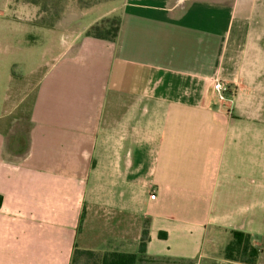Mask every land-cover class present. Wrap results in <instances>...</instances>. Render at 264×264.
Here are the masks:
<instances>
[{
	"label": "crops",
	"instance_id": "0c3cea01",
	"mask_svg": "<svg viewBox=\"0 0 264 264\" xmlns=\"http://www.w3.org/2000/svg\"><path fill=\"white\" fill-rule=\"evenodd\" d=\"M105 2L55 30L23 154L0 123V264L135 253L143 232L153 257L243 264L219 252L231 230L264 264V0H109L77 17ZM112 16L115 39L85 34Z\"/></svg>",
	"mask_w": 264,
	"mask_h": 264
},
{
	"label": "rangeland",
	"instance_id": "374dc122",
	"mask_svg": "<svg viewBox=\"0 0 264 264\" xmlns=\"http://www.w3.org/2000/svg\"><path fill=\"white\" fill-rule=\"evenodd\" d=\"M103 1L109 0H0V123L8 151H25L37 82L61 48L57 32L69 22L73 25L70 12L75 11L77 23L85 24L107 11L110 2L77 17L84 7ZM188 242L198 245L199 237L189 236Z\"/></svg>",
	"mask_w": 264,
	"mask_h": 264
},
{
	"label": "trees",
	"instance_id": "16d2710c",
	"mask_svg": "<svg viewBox=\"0 0 264 264\" xmlns=\"http://www.w3.org/2000/svg\"><path fill=\"white\" fill-rule=\"evenodd\" d=\"M118 28L119 19L117 17H106L99 23L89 26L85 34L95 38L113 40L117 35ZM147 239L146 232H143L138 251L135 253L120 251L100 252L75 248L69 264H180L179 262L170 261L168 258L153 257L145 254ZM220 251L224 259L243 264H254L261 249L252 243L248 233L231 230L229 240ZM181 264L185 263L181 261ZM188 264H192V262L188 260Z\"/></svg>",
	"mask_w": 264,
	"mask_h": 264
},
{
	"label": "built area",
	"instance_id": "2783aa9c",
	"mask_svg": "<svg viewBox=\"0 0 264 264\" xmlns=\"http://www.w3.org/2000/svg\"><path fill=\"white\" fill-rule=\"evenodd\" d=\"M213 88H214V90L218 93L219 98L222 99V98H223V96H222V91H223L225 88H224V86H222L221 82H219L218 80H215L214 83H213ZM149 197H150V198H154V197H155L154 192H151V193L149 194Z\"/></svg>",
	"mask_w": 264,
	"mask_h": 264
}]
</instances>
